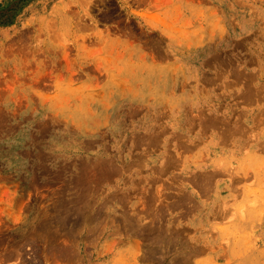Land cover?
<instances>
[{"label": "rangeland", "instance_id": "1", "mask_svg": "<svg viewBox=\"0 0 264 264\" xmlns=\"http://www.w3.org/2000/svg\"><path fill=\"white\" fill-rule=\"evenodd\" d=\"M0 264H264V0H0Z\"/></svg>", "mask_w": 264, "mask_h": 264}]
</instances>
